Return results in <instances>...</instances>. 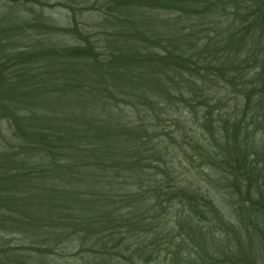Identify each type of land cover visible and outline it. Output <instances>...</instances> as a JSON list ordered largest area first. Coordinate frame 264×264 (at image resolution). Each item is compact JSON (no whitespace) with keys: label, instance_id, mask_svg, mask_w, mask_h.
<instances>
[{"label":"trees","instance_id":"16d2710c","mask_svg":"<svg viewBox=\"0 0 264 264\" xmlns=\"http://www.w3.org/2000/svg\"><path fill=\"white\" fill-rule=\"evenodd\" d=\"M49 1L0 14V264H264V143L190 87L249 92L236 52L264 37V0H54L62 28ZM187 116L213 126L196 147ZM196 163L235 221L182 185Z\"/></svg>","mask_w":264,"mask_h":264},{"label":"rangeland","instance_id":"374dc122","mask_svg":"<svg viewBox=\"0 0 264 264\" xmlns=\"http://www.w3.org/2000/svg\"><path fill=\"white\" fill-rule=\"evenodd\" d=\"M50 5L47 6H39V8L43 9L42 13L50 18V21L52 24H55L57 27H65L66 24V19H65V11L62 7H56L57 3L54 0H51L48 2ZM8 3L6 0H0V14H3L8 11ZM10 6V5H9ZM30 9H28L29 11ZM10 11V9H9ZM33 14L38 13V7L34 6L33 9ZM13 12H16V10H13ZM1 26V24H0ZM5 28V25L0 27V28ZM0 32V39H2ZM242 39L239 42L238 46V51L236 52L237 54V60L241 64V70L244 72L243 73V80L241 81L242 83H247L249 89V92L244 90H239L238 92H235L237 95H242L240 97L237 96L235 93H233L231 90V87H228L224 84H222L219 80L215 81L213 80L212 82H203L201 79H196L195 84L193 83V80L191 79L190 87H194L199 90H205L208 89L210 91V96L214 95L217 91L222 92V98H220V102L218 103L219 100L216 101L218 105L222 106H217V108L221 109L223 112L222 117L219 115L221 118H226V116H231V114L237 113L240 115V109H242V118L245 119V121L248 123V132L249 136L256 142V144L259 142V145H261V141L264 143V103L261 100L259 105L262 107H254L256 105V99L255 97L260 96L262 93L259 91V86H257L261 79V73H264V37L261 35V37L255 38L256 42L253 43V40L251 37L249 39H245L244 34H241ZM67 45V44H66ZM10 49V47H7ZM231 53V52H230ZM229 53V54H230ZM237 60L235 62H237ZM231 61V60H229ZM245 61H248L249 63L247 66H244ZM233 64V62H231ZM246 67V68H245ZM231 74V73H230ZM181 82H185L184 78H180ZM217 80V79H216ZM187 81V80H186ZM254 86V87H251ZM228 89H227V88ZM245 87H243L244 89ZM227 90V91H226ZM226 91V92H225ZM201 94V91L198 92ZM222 101V102H221ZM200 103V102H198ZM197 103V104H198ZM239 104V105H238ZM224 106V108H222ZM240 106V107H239ZM229 112V114H227ZM247 113V114H246ZM240 118V117H238ZM182 121L179 123L180 127H185L187 131L191 132L189 134L190 136L193 137L194 140V146L196 147V143L201 142L202 140L204 142L205 139H209L210 136L207 137L204 134L207 132V127H210V129H213V126L210 123H203V122H198L197 117H181L179 118ZM218 118H214L212 120H217ZM219 122L214 123V128H218ZM165 129L167 131H171L172 128L168 127L167 125L165 126ZM182 133V132H181ZM208 133V132H207ZM180 139V137L178 136ZM183 141L180 140V142ZM184 149H187V153L191 155L193 152L192 148H188V145H192L189 143V141H186ZM258 145V144H257ZM183 152H185L183 150ZM258 153V152H257ZM259 154V153H258ZM181 155V154H180ZM184 158L180 156L177 161L176 165L178 163L183 164ZM258 164L264 166V151H262V155L259 154L258 156ZM185 163V162H184ZM198 163L195 165V169L191 170L189 175V179L185 180L183 179L182 185H189L193 190H197L198 193H201V190L203 193L208 194V199H211V202L215 207L220 210L223 215L227 218H230V221H235L237 219L236 214H237V208L238 206L242 205L243 203L237 202L236 199L233 196H229L228 192L225 191L223 188L226 187V183L220 180L219 175L215 173L214 170H209L208 168L205 169V167H197ZM186 187V186H185ZM235 199V200H234ZM153 204H150L152 206ZM157 216V215H156ZM158 217V216H157ZM171 217V216H170ZM149 219V218H148ZM150 220V219H149ZM151 222V221H150ZM237 254H242V257H245V248L240 247V250L237 251ZM257 252L254 253L253 251V256L255 257Z\"/></svg>","mask_w":264,"mask_h":264}]
</instances>
